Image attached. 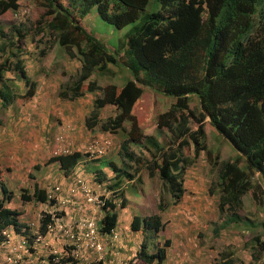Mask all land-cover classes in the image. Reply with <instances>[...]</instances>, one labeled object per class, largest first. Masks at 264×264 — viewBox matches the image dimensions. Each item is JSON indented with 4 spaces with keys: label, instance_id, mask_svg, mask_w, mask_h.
Instances as JSON below:
<instances>
[{
    "label": "trees",
    "instance_id": "1",
    "mask_svg": "<svg viewBox=\"0 0 264 264\" xmlns=\"http://www.w3.org/2000/svg\"><path fill=\"white\" fill-rule=\"evenodd\" d=\"M34 1L38 6L34 17L27 16L26 22L14 23L7 31L0 29L1 107L5 109L18 98L25 102L35 93L36 82L26 73L24 65L23 55L30 53L24 46L26 37L35 41L38 36L47 46L40 50L41 56L58 44L69 58L78 61V73L63 87L61 85L59 97L82 96L83 85L87 92L99 91L86 117V126L93 128L100 124L104 131L120 132L123 137L119 147L123 163L117 166L103 162L101 165H107L113 177L100 166L92 168L96 180L106 182L107 190L113 191L112 199H104L103 217L97 225L99 232L110 234L116 227L114 200H121L120 207L126 203L120 184L125 178L133 179L131 169L136 166L139 170L144 162H140V158L146 155L136 156L130 146L135 144L148 150L150 157L145 161L148 175H158L164 184L160 188H166L177 203L185 191L182 179L185 165H193L203 152L210 155L205 141L206 122L216 140L224 138L239 153L236 159L223 157L220 162L217 161L219 150L215 153L212 164L217 165V179L209 188L212 195H217L218 211L229 213L226 219L220 217L222 227L238 228L242 220L238 212L244 208L243 196L250 191L253 199L259 201L264 189V0H158L150 11L145 9L149 0ZM18 6V0H0V15ZM92 9L117 28L141 18L126 36L125 55L106 48L85 29L83 19ZM125 56L153 80V84L145 83V86L171 100L168 108L157 116V134L163 141L154 135L146 136L133 113L135 104L145 92L136 75L138 70L131 71L132 77L122 86L113 83L102 86L97 82L99 76L114 74L109 65L128 67L126 61V64L120 62ZM20 81L25 89L23 93L18 92ZM108 106L114 108V115L102 121L100 111ZM163 128L166 130H161ZM167 134L170 139L165 142ZM187 146L192 147L190 157L183 153ZM80 156L77 151L58 154L51 156L47 163H57L62 173L69 176ZM241 159L245 162L244 168L240 167ZM0 188L3 192L0 240L5 238L1 232L12 227L32 244L35 235L19 219L20 212L5 205L13 194L1 178ZM26 192L21 193L22 201L54 203L38 183L34 184L33 192ZM167 205V201L160 199L157 203L159 213L143 217L134 215L130 229L161 231L167 221H163L161 213ZM50 222L51 214H46L41 219L40 234L46 233ZM252 222L242 224V228L256 231L254 240L263 247L258 234L262 223ZM220 227L213 226V234L217 235ZM170 244L171 240L165 239L162 246H156L155 252L150 253L143 240L129 264H136L138 260L145 264H153L155 260L161 263L165 259V247ZM66 261L61 259V263L52 264H65ZM221 264H233V260L227 259Z\"/></svg>",
    "mask_w": 264,
    "mask_h": 264
},
{
    "label": "rangeland",
    "instance_id": "2",
    "mask_svg": "<svg viewBox=\"0 0 264 264\" xmlns=\"http://www.w3.org/2000/svg\"><path fill=\"white\" fill-rule=\"evenodd\" d=\"M18 1L17 13H14V10H7L0 16V29H3V31H7L10 26L19 21L26 22V17H34L38 10L36 8L38 7L37 3L34 0ZM157 2L158 0H149L145 9L147 11L152 10ZM140 22L141 18L139 17L125 27L117 28L105 22L97 11L92 9L84 17L82 24L88 33L97 38L106 48L117 51L120 55H125L126 36ZM37 37H35V41H31L30 36L25 38L24 46L30 51V53L23 55L26 69L31 77H43L45 84H42L45 90L52 93L57 89L58 94L61 85L68 83L70 79L72 80V76L78 73L80 64L77 60L69 58L58 44H54L44 56H41L40 50L47 46L39 41ZM124 41L125 45H123ZM124 61L128 63V67H124L119 63V66L109 65L114 74L99 76L98 84L105 86L113 83L116 86H122L128 78L132 77L131 71L139 69L138 65L129 58L126 59V56L125 59L120 60L122 63H125ZM34 69H37V71L32 73L31 71ZM136 75L142 83L141 86L145 88V92L135 104L133 113L146 136L154 135L157 140H162L160 135L157 134V116L168 108L171 100L158 95L152 88L144 85L145 83L153 84V80L144 74L142 70H138ZM17 85L18 92L21 93L23 82L20 81ZM82 89L85 91L86 85H83ZM91 94L93 97L99 96L100 92L96 91ZM114 112V108L111 106L102 109L100 111L101 120L103 121L106 117L113 116ZM9 122L6 114L0 112V130L8 126ZM124 125L128 126V123L125 122ZM204 128L206 132L205 141L210 155L208 157V154L203 152L193 165H185L182 174L185 191L177 203L173 202V198L166 188L163 190L160 188L164 184H162V180L158 175L151 178L148 176L145 162L150 157L148 150L141 149L135 144L131 145V149L135 151L136 156L139 155V152L146 156L143 158L138 156L140 162L144 160L143 164L139 166L137 174L140 183L139 179H137V186L131 184L126 185L124 188L127 206L120 207L117 215L121 216L119 224H125V228L123 226V230L120 228L122 233L116 230L118 234L114 238L113 235L107 236L98 232L96 227V232H93L95 239H93L94 244L92 246L86 236L87 228H83L82 225L88 220H92L97 225V221L102 215L99 205H103L105 198L112 199L113 191H108L106 185L95 181V177L90 170L86 171L82 185L90 191L96 201H100V204L87 201L80 186H77L73 192L68 193L67 187L74 185L75 180L72 178L64 180L59 170L60 175L56 178V165L47 163L48 157L52 155V147L46 149V154L30 158V161L25 158L24 160L28 161L11 162L12 158L16 159L15 154L20 155L22 153L21 149L24 148L22 144H26V138L18 134L17 141H10L5 147H2L5 151L0 150V160L2 161L4 173L3 181L7 187L13 190L11 203L20 212V219L25 221L30 227V233L34 234L35 237L31 244L24 236L16 234L9 228L7 230V241L0 246V264H52L50 260L53 256H56L53 258V262L57 263L64 258L67 259V264H87L100 260L112 264L114 262H112V257H114L115 264H118V259L120 262L127 261V256L132 255L143 240L147 244V249L152 253L156 250V244L162 246L165 239L171 240L170 248L165 247L168 261L163 260L158 263L155 260L153 264H221L227 259H232L233 264H264V200L262 201L264 199V189H262L263 194H260L259 201L253 199L250 191L243 196L244 208L238 212V215L242 218L241 225L239 223L240 226L238 228L232 230L231 225L222 227V219L220 217L226 219L229 213L226 211L220 213L218 211L217 195H212L209 191L211 183L217 179L218 168L212 162L218 150V162L223 157L236 159L239 153L224 138L216 140L208 122H206ZM83 130L86 132V136L90 138L99 135L108 136L113 144L105 155L96 158V160L91 159V162L113 160L117 166L123 163L119 157V153H122L119 147L123 140L120 132H105L100 129L99 125L95 126L91 131L85 127H82V132ZM161 130L166 129L163 128ZM57 133L58 131L50 132L52 143ZM90 138L87 139V144ZM168 138L170 139L167 134L164 137V141H168ZM16 144H19L18 147H13ZM84 147L85 145L83 144L75 148L84 150ZM183 153L186 156H192V147H185ZM21 156L23 157V154ZM93 164L96 165L97 163ZM35 165H39V167L36 168ZM240 167H245L243 159H241ZM105 170L109 175H113L109 168L106 167ZM40 174L50 176V178H47L50 179V182H46L47 179L45 177H43V180L36 179L41 183V187L44 186L47 190H51L55 184L59 183L63 189L62 194L57 195L54 204L35 203L33 201H22L21 199V193L25 190L27 191L26 193L32 192L33 185L36 182L35 178ZM125 181L123 179L120 184L122 190ZM140 188H142V191ZM160 199L168 202L167 207H165L166 210L161 213L164 218L163 221L167 220L165 227L159 233H153L154 231H149L148 229H145L144 232L140 230V233L131 231L129 222L132 216L134 214L150 215L159 213L157 203ZM119 201L117 200V202ZM48 213L52 214L53 219L56 216H59V218L51 226L52 231L48 230L42 236L39 234L38 229L41 219ZM250 220L253 221L252 223L257 221L262 223L258 234L261 236L260 242L263 247L258 246L254 240L257 234L256 231L242 228V224L244 225ZM213 226H221L217 235L213 234ZM94 245L99 246V248L93 249ZM9 257H11V260L8 259ZM137 264L144 263L138 260Z\"/></svg>",
    "mask_w": 264,
    "mask_h": 264
},
{
    "label": "crops",
    "instance_id": "3",
    "mask_svg": "<svg viewBox=\"0 0 264 264\" xmlns=\"http://www.w3.org/2000/svg\"><path fill=\"white\" fill-rule=\"evenodd\" d=\"M34 71H37V69H34L31 72L33 73ZM29 77L37 82L35 93L31 98H29V100L23 102L21 98H18L12 104L8 105L5 109L1 107L0 103V112L5 113L7 119L10 121L8 123V126H5L0 130V150L5 151L2 147H5V145L10 141H17L18 134L26 138V144H22V146L24 147L21 149L22 153L20 155L15 154L16 159H11V162L14 163L22 161L25 158L30 161V158H36L38 156L46 154L47 148H57L58 144L55 140V136L53 138V143L51 141L50 132L52 133V131H59V129H62L68 136L66 140L71 141L74 147L83 142L84 134L81 128L87 113H89L92 108V100L94 98L92 94L85 93V96L78 97L74 100L61 99L59 97V92L57 94V89H55V91L52 93L45 90V87L42 84H45V82L43 81V77ZM24 90L25 89L23 87L22 91ZM18 145L19 144L13 145V147H18ZM22 154L23 157L21 156ZM52 164L56 165L57 171L55 172V174L57 175L56 178H58V175H60V173L58 172L59 166L55 162H52ZM0 172V176L3 178L4 173L1 160ZM62 174L63 173H61V176L64 180L68 179L66 178L67 176ZM43 177H45V179L50 178L49 175L46 176L40 174L35 178V180H43ZM46 182H50V179H47ZM35 183H38L39 185L41 184L37 180ZM58 185L60 184L58 183ZM42 187L45 188L44 186ZM2 193L3 192L0 189V200H2ZM5 204L9 207H14L11 203V200L9 201V203ZM120 218L121 216H119L118 219ZM122 226L125 228V224L121 225V229L123 230ZM121 229L119 231L122 233ZM165 260L168 261L167 258ZM112 262V264H115L114 257H112Z\"/></svg>",
    "mask_w": 264,
    "mask_h": 264
},
{
    "label": "clouds",
    "instance_id": "4",
    "mask_svg": "<svg viewBox=\"0 0 264 264\" xmlns=\"http://www.w3.org/2000/svg\"><path fill=\"white\" fill-rule=\"evenodd\" d=\"M8 10H11V9H8ZM17 10V9H16ZM16 10H14L15 12L14 13H17L16 12ZM7 11V10H6ZM3 14V13H2ZM1 14V15H2ZM0 15V16H1ZM76 60V59H75ZM24 65H25V62H24ZM25 70H26V73H28V71H27V69H26V66H25ZM31 74V73H30ZM28 75H29V73H28ZM29 76H31V75H29ZM17 81H19V80H17ZM37 83V82H36ZM65 85V84H64ZM63 85V86H64ZM62 86V87H63ZM36 90V89H35ZM61 90V89H60ZM59 90V91H60ZM83 90V89H82ZM94 92H96V91H94ZM21 93H23V91L21 92ZM85 93H88V94H91V93H93V92H87L86 91V89H85V91H84V94L82 95V96H85ZM79 97H81V96H79ZM95 97H97V96H94V98ZM78 98V97H77ZM94 98H93V100H94ZM67 99V98H66ZM76 99V98H75ZM70 100H74V99H70ZM93 100H92V106H93ZM91 110H92V108H91ZM90 110V111H91ZM90 111H89V113H87V115H86V117L90 114ZM86 117H85V119H84V121H83V125H82V127H85L86 129H88L89 131H91L92 129H94V127L93 128H88L87 126H86V123H85V120H86ZM99 117H100V115H99ZM101 119V118H100ZM97 125H99L100 126V124H97ZM96 125V126H97ZM82 129V128H81ZM100 129L102 130V131H104L102 128H101V126H100ZM105 132H110V131H105ZM113 133V132H112ZM60 134H63L64 136H65V140L63 141V142H58L57 141V136L58 135H60ZM83 134H84V137H83V142H81L79 145H85V147H84V150L83 149H80V148H75L73 145H72V143H71V141H67L66 139L68 138V136L64 133V131L62 130V129H59V131H58V133L57 134H55V140H56V142H57V144H58V147L57 148H54L53 150H52V156H54V155H58V154H70V153H72V152H74V151H77V152H79L80 154H81V156H80V160L78 161V163L76 164V166H75V168H74V170H73V172H71L70 173V175L69 176H67L66 178H68V179H70V178H72V179H74L75 180V184L74 185H70V186H68V189H67V192L68 193H71V192H73L75 189H76V187L77 186H80L81 188H82V190H84L85 189V187L82 185L83 184V182H84V176H85V173H86V171H90L91 170V173L93 174V172H92V168L93 167H102V169L107 173V171L105 170V168L107 167V168H109L107 165H104V166H101L102 165V163L103 162H107V163H112V164H114L115 163V161H113V160H108V161H106V160H104V161H102V162H99V160L97 161V162H91V159H95L96 160V158H100V157H102L103 155H105L112 147L111 146H113V144H112V141H111V139L108 137V136H103V135H99V136H96V137H94V138H90L89 136H86V132H84V130H83ZM145 134V133H144ZM88 138H90V141H89V143L87 144V139ZM105 141H108L110 144H109V147L103 152V153H98L97 152V149L98 148H100V147H103V145H104V142ZM137 146V145H136ZM67 148V151H64L63 150V148ZM130 148H131V146H130ZM77 149H79V150H77ZM131 150H133V149H131ZM135 152V151H134ZM139 153H141V152H139ZM119 157L121 158V160L123 159V154L121 155L120 153H119ZM50 158V157H49ZM48 158V159H49ZM101 161V160H100ZM122 162V161H121ZM93 163H97L96 165L95 164H93ZM116 164V163H115ZM90 165H92V166H90ZM117 165V164H116ZM110 169V168H109ZM59 170V172H61L62 173V171L60 170V169H58ZM111 172H112V170H111ZM138 172H139V170H137L136 169V166H134L133 167V169H131V171H130V173L133 175V179H127V178H125V184L123 185V191H124V188H125V186L126 185H135V186H137V184H138V181H139V183H140V179H139V177L137 176V174H138ZM108 174V173H107ZM63 175V174H62ZM94 175V174H93ZM108 176L109 177H113V175L111 176V175H109L108 174ZM149 176V175H148ZM94 177H95V175H94ZM136 177V178H135ZM150 177V176H149ZM0 178H1V180L3 181V179H4V176H3V178L0 176ZM151 178V177H150ZM137 179H139L137 182H136V180ZM95 181H97L96 180V178H95ZM4 182V181H3ZM98 182V181H97ZM99 183V182H98ZM4 184H5V182H4ZM102 184H104V185H106V182H103ZM6 185V184H5ZM34 186V185H33ZM40 186V185H39ZM41 187V186H40ZM57 187H58V189H57ZM41 188H43V187H41ZM1 189V188H0ZM9 190H11L12 191V189H10V188H8ZM46 191H47V196H48V198L49 199H54V200H56L57 199V195L59 194V195H61L62 194V187L60 186V185H58V184H55L53 187H52V189L51 190H47L46 188H44ZM107 189V188H106ZM141 189V191H142V188H140ZM1 191H2V189H1ZM109 191V190H108ZM32 192H33V189H32ZM112 192V191H111ZM30 193V192H29ZM28 193V194H29ZM3 194V193H2ZM12 194H13V192H12ZM124 196H125V199H126V201H127V197H126V195H125V192H124ZM2 199H3V195H2ZM11 200V202H12V200H13V195H12V198L10 199ZM117 200H120L119 198L117 199V198H115V202H116V211L118 212V210L120 209V202H121V200L119 201V202H117ZM1 201V200H0ZM31 201H33V200H31ZM34 202V201H33ZM94 202H97V204H100V201H94ZM5 203H9V202H5ZM40 203H43V202H40ZM45 203H50L51 204V202H45ZM54 203H55V201H54ZM53 203V204H54ZM103 204H104V201H103ZM6 205V204H5ZM7 206V205H6ZM124 206H127V203H125V205ZM9 207V206H8ZM11 208H15V207H12V206H10ZM99 207H100V210H101V214H102V211H103V205H99ZM17 210V209H16ZM18 211V210H17ZM19 212V211H18ZM158 213V212H157ZM48 214H51V213H48ZM138 214H140V213H138ZM154 214V213H153ZM46 215V214H45ZM121 215V214H120ZM134 215H136V214H134ZM133 215V216H134ZM151 215V214H150ZM132 216V217H133ZM138 216H141V217H143V216H147V215H138ZM103 217V214L101 215V217L98 219V221L101 219ZM59 218V216H56V218L55 219H53V216H52V214H51V222L47 225V230H46V233H47V231L48 230H50V231H52V225L55 223V220L56 219H58ZM119 216L117 215V225H116V227L114 228V230L110 233V234H106L107 236H112L113 235V237L115 238L116 236H117V234H118V232L120 233V231H118V232H116V230H120V228H121V225L119 224ZM19 219H20V215H19ZM21 220V219H20ZM84 220V219H83ZM22 221V220H21ZM88 221H92V220H88ZM98 221H97V225H98ZM131 221H132V219L130 220V222L129 223H131ZM22 222H25V221H22ZM93 222V221H92ZM60 225V224H59ZM97 225H95L94 224V222H93V226H92V229L96 232V227H97ZM82 227L83 228H85V226L84 225H82ZM9 228H11L12 229V231H14L13 230V228L12 227H7V228H5L2 232H1V235L3 236V237H5L4 238V240H0V246L2 245V243H4L5 241H7V230L9 229ZM39 230V229H38ZM141 230V229H140ZM140 230H138V232H140ZM89 231V228H87L86 229V232H88ZM97 231L99 232V230H98V228H97ZM132 231V230H131ZM160 232V231H159ZM158 232V233H159ZM45 233V234H46ZM153 233H155V232H153ZM17 234V233H16ZM40 234V233H39ZM44 234V235H45ZM104 234V233H103ZM20 235V234H19ZM42 236H44L43 234H41ZM23 236V235H22ZM140 245V244H139ZM156 246H158L157 244H156ZM88 247H90V246H88ZM167 247H170V245L169 246H167ZM92 248V247H91ZM139 248V247H138ZM93 249H97V247L94 245L93 246ZM138 249H136L135 251H134V253L137 251ZM149 251V250H148ZM150 252V251H149ZM134 253L132 254V255H129V256H127V261H125V262H120V260L118 259V264H129V261H131L132 260V258L134 257ZM52 256V255H51ZM54 257H56V256H53V257H51V260H50V262L51 263H57V262H53V258ZM9 260H11V257H9L8 258ZM62 259H64V258H62ZM165 259H166V250H165ZM164 259V260H165ZM65 260H67V259H65ZM100 261H102L103 262V264H108V263H105V261L104 260H100ZM141 261V260H140ZM143 262V261H142ZM59 263H61V259H60V262ZM91 263V262H90ZM92 263H94V262H92ZM98 262H95V264H97ZM144 263V262H143ZM65 264H67V261H66V263ZM110 264V263H109ZM137 264V263H136ZM145 264V263H144Z\"/></svg>",
    "mask_w": 264,
    "mask_h": 264
},
{
    "label": "built area",
    "instance_id": "5",
    "mask_svg": "<svg viewBox=\"0 0 264 264\" xmlns=\"http://www.w3.org/2000/svg\"><path fill=\"white\" fill-rule=\"evenodd\" d=\"M56 139H57L58 142H63L65 140V136L63 134H60V135L57 136ZM109 144L110 143L108 141H105L103 147L98 148L97 152L98 153H103L109 147ZM63 150L67 151V148L64 147ZM57 189H58V187H57ZM83 192H84V195L86 196L87 201H89V202L96 201V198L90 193V191L88 189L85 188L83 190ZM83 225L86 228H89V231L86 232V236L88 237L89 241L91 242V246H92V244H94L93 239H95V234L93 233L94 230L92 229L93 222L92 221H87ZM96 247H97V249L99 248V246H96Z\"/></svg>",
    "mask_w": 264,
    "mask_h": 264
}]
</instances>
